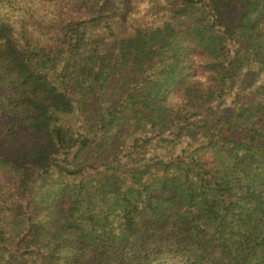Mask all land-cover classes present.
I'll return each mask as SVG.
<instances>
[{"label":"trees","instance_id":"1","mask_svg":"<svg viewBox=\"0 0 264 264\" xmlns=\"http://www.w3.org/2000/svg\"><path fill=\"white\" fill-rule=\"evenodd\" d=\"M0 202V264H264V0H0Z\"/></svg>","mask_w":264,"mask_h":264},{"label":"rangeland","instance_id":"2","mask_svg":"<svg viewBox=\"0 0 264 264\" xmlns=\"http://www.w3.org/2000/svg\"><path fill=\"white\" fill-rule=\"evenodd\" d=\"M10 202H5V205L4 206H9ZM0 205H1V202H0ZM12 208V207H10Z\"/></svg>","mask_w":264,"mask_h":264},{"label":"clouds","instance_id":"3","mask_svg":"<svg viewBox=\"0 0 264 264\" xmlns=\"http://www.w3.org/2000/svg\"><path fill=\"white\" fill-rule=\"evenodd\" d=\"M144 7H147V5H144Z\"/></svg>","mask_w":264,"mask_h":264}]
</instances>
